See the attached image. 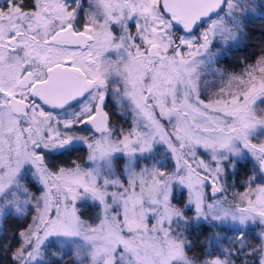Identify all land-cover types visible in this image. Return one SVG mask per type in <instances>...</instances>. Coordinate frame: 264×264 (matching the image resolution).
Returning a JSON list of instances; mask_svg holds the SVG:
<instances>
[{
  "label": "snow or ice",
  "instance_id": "snow-or-ice-1",
  "mask_svg": "<svg viewBox=\"0 0 264 264\" xmlns=\"http://www.w3.org/2000/svg\"><path fill=\"white\" fill-rule=\"evenodd\" d=\"M261 22L264 0H0V264H264Z\"/></svg>",
  "mask_w": 264,
  "mask_h": 264
},
{
  "label": "trees",
  "instance_id": "trees-1",
  "mask_svg": "<svg viewBox=\"0 0 264 264\" xmlns=\"http://www.w3.org/2000/svg\"><path fill=\"white\" fill-rule=\"evenodd\" d=\"M264 26V22L257 23L250 25L252 29H254V36L249 40L250 45H256L260 42L261 39H264V37L261 36V27ZM255 48H249L248 51H254Z\"/></svg>",
  "mask_w": 264,
  "mask_h": 264
}]
</instances>
